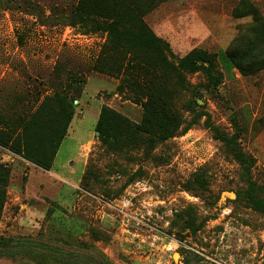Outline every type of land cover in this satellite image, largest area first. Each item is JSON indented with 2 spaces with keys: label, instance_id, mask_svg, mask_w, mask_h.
I'll return each instance as SVG.
<instances>
[{
  "label": "rangeland",
  "instance_id": "1",
  "mask_svg": "<svg viewBox=\"0 0 264 264\" xmlns=\"http://www.w3.org/2000/svg\"><path fill=\"white\" fill-rule=\"evenodd\" d=\"M79 1L0 0V162L10 169L0 264H264V212L245 197L234 154L250 156L264 199V66L243 73L230 58L264 53V27L253 34L264 0H99L130 13L121 28L142 21L169 42L163 54L112 38L98 26L113 21L104 10L81 19ZM197 51L214 57L217 86L178 68ZM55 91L75 114L48 173L20 151L59 125ZM150 94L180 124L154 143L137 127ZM103 107L116 146L95 130ZM224 191L236 196L222 201Z\"/></svg>",
  "mask_w": 264,
  "mask_h": 264
},
{
  "label": "trees",
  "instance_id": "2",
  "mask_svg": "<svg viewBox=\"0 0 264 264\" xmlns=\"http://www.w3.org/2000/svg\"><path fill=\"white\" fill-rule=\"evenodd\" d=\"M81 7H83V9L81 12L77 13V16H82L81 19L85 21H87L86 18L89 17V13H99L102 12V10L108 12L113 18V21L107 22L103 25L98 24V26L99 28L102 27L107 30L108 34L116 40H126L136 46L160 54L165 53V51H171L169 42L156 35L142 21L141 24L143 28L141 30L121 28L119 20L127 19L130 13L124 11L123 8L118 6L116 3L103 5L99 0H80L79 9ZM87 7L89 8V11L85 15L86 18H84L83 16ZM253 13L256 16L255 21L257 22L253 29V34L261 37L262 32L260 29L261 27H264V17L261 16L256 9H253ZM131 14L133 15V13ZM75 23L76 21L73 22V24ZM254 42L255 39L252 38L251 43L254 44ZM243 54H246L249 57V60L246 63H243L242 59H239L237 53L232 52L230 54V58L234 65L243 73H254L260 67L264 66V53L258 52L256 54H252L251 52H244ZM163 61L168 62L164 55ZM177 66L178 68L189 72L203 71L207 75L212 86H217L221 82L220 76L216 73L217 71L214 57L205 51L193 52L180 58ZM52 100L55 101L58 107L59 125L52 128L49 137L45 140L33 145L26 144L23 151H20L27 159L44 170H50L52 168L55 156L63 139L69 132V127L75 114V106L67 94L55 91ZM143 106L145 111L144 118L142 123L137 127L150 136V142L154 143L156 142V139L166 140L177 132L180 127L177 117L167 110L166 103L162 101L158 95L150 94L148 100L143 104ZM41 110L42 109H39L28 121L25 127L26 132H30L38 127L37 115ZM207 120H209V117ZM234 123L237 126V122L234 121ZM189 128L190 125H186L182 131H186ZM95 130L98 132L97 135L103 143L113 146L117 145V141L113 140L116 134V125L112 110L107 107H103L101 109ZM214 130L217 136L222 138L226 143L231 144L236 141L238 134L229 137L219 133L217 128H214ZM234 152L235 157L238 159L242 167V175L249 181L245 197L255 209L264 212V199L256 194V186L254 182L251 181L252 159L244 151L239 149L234 148ZM85 172L86 167L83 171L82 177ZM9 175V167L0 162V212L6 197V187L9 185L10 181Z\"/></svg>",
  "mask_w": 264,
  "mask_h": 264
},
{
  "label": "water",
  "instance_id": "3",
  "mask_svg": "<svg viewBox=\"0 0 264 264\" xmlns=\"http://www.w3.org/2000/svg\"><path fill=\"white\" fill-rule=\"evenodd\" d=\"M98 133V132H97ZM236 194L234 191H224L221 196V200L224 201L227 197H235Z\"/></svg>",
  "mask_w": 264,
  "mask_h": 264
},
{
  "label": "crops",
  "instance_id": "4",
  "mask_svg": "<svg viewBox=\"0 0 264 264\" xmlns=\"http://www.w3.org/2000/svg\"><path fill=\"white\" fill-rule=\"evenodd\" d=\"M68 134H69V133H68ZM68 134H67V135H68ZM67 135H66V137H67ZM62 143H63V142H62ZM62 143H61V144H62ZM83 144H84V143H83ZM83 144H81V148H82V145H83ZM81 148H80V154H79V156H81ZM83 165H84V164H83ZM50 170H51V169H50ZM50 170H45V172H48V173H49ZM53 175H54V174H53ZM54 176H55V175H54Z\"/></svg>",
  "mask_w": 264,
  "mask_h": 264
}]
</instances>
